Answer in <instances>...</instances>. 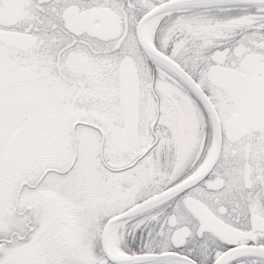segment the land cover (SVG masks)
Masks as SVG:
<instances>
[{
	"label": "snow or ice",
	"instance_id": "obj_1",
	"mask_svg": "<svg viewBox=\"0 0 264 264\" xmlns=\"http://www.w3.org/2000/svg\"><path fill=\"white\" fill-rule=\"evenodd\" d=\"M0 264H264V0H0Z\"/></svg>",
	"mask_w": 264,
	"mask_h": 264
}]
</instances>
